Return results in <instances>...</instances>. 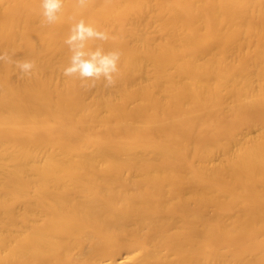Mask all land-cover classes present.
I'll list each match as a JSON object with an SVG mask.
<instances>
[{
    "label": "bare ground",
    "instance_id": "6f19581e",
    "mask_svg": "<svg viewBox=\"0 0 264 264\" xmlns=\"http://www.w3.org/2000/svg\"><path fill=\"white\" fill-rule=\"evenodd\" d=\"M0 0V264H264V0ZM83 18L115 84L66 77ZM93 83L95 86H93Z\"/></svg>",
    "mask_w": 264,
    "mask_h": 264
},
{
    "label": "clouds",
    "instance_id": "9594fccd",
    "mask_svg": "<svg viewBox=\"0 0 264 264\" xmlns=\"http://www.w3.org/2000/svg\"><path fill=\"white\" fill-rule=\"evenodd\" d=\"M64 3L65 0H40L44 26L55 24L61 19ZM73 3L78 8H84L88 0H73ZM68 19L73 23L70 25L69 35L64 42L71 52V57L68 66L63 69V75L93 82L103 79L106 87L113 86L114 76L119 72L121 52H106L101 47H96L95 50L88 48L90 41L109 40L108 32L99 30L83 18L77 20L74 15L69 16ZM0 63H14L20 73L27 76L33 75L35 67L31 61H13L7 52L0 53ZM93 86H95L94 83Z\"/></svg>",
    "mask_w": 264,
    "mask_h": 264
}]
</instances>
